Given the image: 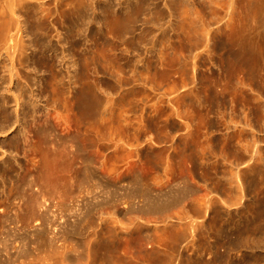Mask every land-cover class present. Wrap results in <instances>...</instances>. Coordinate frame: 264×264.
I'll list each match as a JSON object with an SVG mask.
<instances>
[{"label":"rangeland","instance_id":"1","mask_svg":"<svg viewBox=\"0 0 264 264\" xmlns=\"http://www.w3.org/2000/svg\"><path fill=\"white\" fill-rule=\"evenodd\" d=\"M165 1L158 7L168 12ZM196 1L165 16L163 31L155 27L142 38L140 26L134 36L145 45L122 44L119 25L99 17L106 41L84 40L94 52L84 74L76 55L70 64L58 59L60 70L52 73L35 63L32 49L24 63L29 71L15 62L21 79L37 76L26 86L21 79L9 85L22 92L20 116L29 117L21 122L26 134L16 125L7 132L0 264H207L217 241L229 261L247 254L252 227L245 219L256 196L244 172L252 147L264 152V31L248 30L250 18L225 16L226 4L240 7L237 0ZM208 2L216 14H208ZM28 89L38 100L35 110ZM36 126H51L58 145L43 142ZM26 177L35 188L23 185Z\"/></svg>","mask_w":264,"mask_h":264},{"label":"bare ground","instance_id":"2","mask_svg":"<svg viewBox=\"0 0 264 264\" xmlns=\"http://www.w3.org/2000/svg\"><path fill=\"white\" fill-rule=\"evenodd\" d=\"M5 1L7 2L6 4L0 3V71H1V73H0V138L3 139L2 142H0V184L3 188H4V186H5V188L7 186V179H8L7 171L9 172V169H10L8 166L9 169L7 170V156H5L7 153V150H4L5 148H7V132L10 131L12 126L16 125L17 128L20 129V131L22 133L25 132V134H26V129H25L26 127L24 126L25 128H23V127L21 128V125H22L21 122H23V120H24L23 118L25 117V119H26V117L28 116V115L27 116L23 115L22 117L20 116V110H23L22 103L24 100L23 95L20 94L22 92H20L18 95H15L12 92V89L9 87V85L12 82H14V80L20 81L21 78L19 77V75L21 73L18 74V72H19L18 67L19 68L26 67V66H24V65H26L24 63H26L28 61V58L30 57L27 53L28 49L34 50V51H32V58L34 59L35 63H38L37 64L38 66L49 67L50 71L51 70L53 71L55 69V66L58 65L55 63L58 59H60L58 61L62 62L63 64H65V63L70 64L73 62L72 57L76 55L78 57V60L77 59H75V60L78 61L79 64H82V66L80 68L84 74V72L87 71L86 67H88V63L90 64V62H89L90 58L89 57H91V56L88 57L89 53L91 54L90 50L92 49V52H93V48H92L93 46H91V47H89L90 45L87 46V44H88L87 42H89L88 39L89 38L92 39V42H93L94 41L93 38L97 37L94 39H96V41H100L99 42L100 45L102 44L101 41L104 40L103 39L104 38V35H103L104 27L101 28V26H99L100 25V22L98 21L99 17H102V19H104V20L109 19V20L115 21L119 25V32L122 36V40L124 41L122 44H125V45L129 44V43L130 44H136L137 42H139V43L141 42V41H139L140 39H136V37L134 36L135 31L137 32V30L140 26L141 27L144 26V27L142 29L140 28L141 32L139 31L137 33H139L142 38L148 36L152 32V28L154 29L155 27H158L156 30L160 29L161 31H163L164 29L163 30L161 29L162 28V24H161L162 22L161 21L165 18V16L171 17L177 11V9L182 10V7L184 5H186V6L191 5L192 6V4L196 0H166L169 3L168 10H167L168 12H164L161 8L158 7V1L159 0H4V2ZM202 1H204V0H202ZM237 1L240 4V7L238 6V8H236V6H233V7H235V8H233L231 5L228 6L229 4H226L227 6H225V7L226 8L229 7V9H226L227 11L225 12V16H227L229 18L235 17L236 20L239 19V17H240L241 18L240 22L242 21V18L244 20V17H245V20H246V18H250V21H249L250 23L248 26H246L248 30H252V31L257 30V31H259V33L264 31V2H263V0H237ZM198 2H201V0H198ZM210 3L211 2L205 3L207 5V8H208V14H216L215 13L216 10L213 11L210 9V7H209ZM179 5L182 7H179ZM175 6H178V7H175ZM174 8L176 9L175 12H174ZM185 8H183L184 11L186 10ZM207 8L205 7V9H207ZM187 9L190 10L191 8L187 7ZM189 10H186V11L188 12ZM180 14H181V12H180ZM186 14L187 13H185V15ZM245 20H244V22H245ZM118 25L117 26L115 25V26L118 27ZM60 26L64 29L65 33L63 32L64 33L63 35H62V33L58 32L59 31L58 27H60ZM63 29H61V30H63ZM164 33H165V31L162 34H164ZM135 35L139 36L138 34H135ZM259 35L262 36L261 34H259ZM25 36L30 38L28 40L27 45H26V42L24 40ZM62 36L64 37L63 38L64 44L62 43L63 42ZM162 37H163V35H162ZM79 38L83 39V40H79ZM53 40L54 41L56 40L55 42L57 43V45L60 44L59 46L61 47V54H60L61 56H58L57 51H59V49H58L59 47L58 48L55 47V44H53ZM84 40H86L87 42ZM104 41H106V40H104ZM94 42H93V44H94ZM89 43H91V42H89ZM20 44H22V45L20 46ZM23 44H25V45H23ZM99 44H97V45H99ZM140 44H142V43H140ZM145 44L143 43L142 45H145ZM17 45L20 47H18ZM134 46L135 45H132V48ZM137 47L138 46H136V48ZM134 49H135V47H134ZM124 51H125V49H124ZM136 51H137V49H136ZM16 53H17V55H16ZM33 53H34V55H33ZM59 53H60V51H59ZM94 55H96V54H94ZM125 57H127V56H125ZM4 58L6 60H8L9 64H7V61H5ZM92 59H93V56H92ZM127 59H128V57H127ZM127 59H126V61H127ZM97 60H98V58H97ZM99 61H100V59H99ZM148 61H150V60H148L146 58V63ZM263 61H264V56H263ZM15 62L18 64L17 69L15 66ZM137 62H141V61L137 60ZM92 63H93V61H92ZM100 63H101V61H100ZM135 64L137 65L136 60H135ZM149 64H150V62H149ZM59 65H61V64H59ZM73 66L75 67V65H73ZM76 66H77V64H76ZM59 67L56 69L58 70ZM31 68H33V66H31ZM49 68H48V70H49ZM24 69H27L29 71V69L27 67ZM56 69L54 71H56ZM3 70H7V72H8V78L7 79L3 75V73H4ZM33 70H35V68H33ZM25 71L23 72L24 76H25ZM52 71H51V73H52ZM77 71H78V69H77ZM77 71H76V73H77ZM59 72L57 73V76H59ZM35 73H34V75H32L30 73H26L25 80L21 79V81H23L22 85L26 86L25 82H27L28 79L30 80L34 76L36 77L37 74H35ZM89 73H90V70H89ZM62 74H64V73L61 72L60 75L63 76ZM70 74L71 73H69V76H70ZM97 74L99 75V71H98V73H96V75ZM53 75L55 77L54 73H53ZM73 78H74V76H73ZM82 78H84L83 75H82ZM96 78H99V76L94 77V79H96ZM100 78H102V77H100ZM36 79H33V80L36 81ZM71 80L76 81L75 79L74 80L72 79V76H70L69 81H71ZM7 81H9L8 86H7ZM38 81H40V80H38ZM61 81H63V79ZM64 81H66V80L64 79ZM35 85H36V83H35ZM35 85H31V87L35 86ZM28 91H29L30 96H29V100L28 99H26V100H28L29 104L31 106H33V109L35 110V106L38 103L37 97L32 95V94H34L32 92L33 90L31 91L30 89H28ZM10 96L13 98V102H14V114H15L14 120H12V117L10 116V113H9V108H10L9 100L10 99H8V98H10ZM34 97H36V98H34ZM25 101H24V103H25ZM26 104H27V102H26ZM256 107H259V106H256ZM260 108L259 109L262 110V113H263L262 116L264 119V107L260 106ZM259 109L257 108V111L260 112ZM261 124L262 125H260V126L262 128L261 127H259V128L263 129V131L261 130L263 133L264 132V120H262ZM42 131L46 135V136L44 135L43 142H49V143H53L54 145H58V144H56L59 142V141L57 142V140H56L57 135L56 136L53 135V131L51 129V126L50 127L36 126V128H35L36 133H38V132L40 133ZM27 133H29V130ZM40 135H41V133H40ZM254 136H255V134H254ZM22 138H23V136H22ZM25 139H26V137H25ZM57 139H59V138H57ZM18 141L19 140H17V142ZM14 144L17 145V143H15V142H14ZM257 147L258 146L254 145L252 147V151L250 150L252 152L251 156H250V162L251 163L248 165V167L245 169V172H244L245 176L249 180L250 186L254 187L253 188L254 193L251 192V193H253L252 196L253 195L256 196V198H253V200L248 205L249 213L251 215L248 214L250 217H246V219H245V221L247 222V225L252 227V232L249 233V236L247 237V241H246V246H245V250H247V254L245 253L246 255L244 254L245 256L243 257V259L238 261V262L229 261V259L227 260V257L225 258V256L223 254H220V252H218V248L216 246L218 241L216 242V244H213L211 242L212 244L211 245L209 244L210 245V246L208 245L209 247L206 246V248L208 247L209 250L211 251V255H210L211 258L209 257V260L207 259L208 260L207 264H219V263H226V264H264V253H263V251H264V238L262 237V234L264 233V156H263V158L261 156H260V158H257V155L259 153V150H258L259 147L258 148ZM248 149H251V148L248 147ZM262 149H260V151ZM260 153H263V155H264V152H260ZM237 174L235 173L236 176H237ZM236 181L237 182H234L235 186H236L234 191L237 189V186L240 184L238 179ZM249 184L247 183V185H249ZM23 185L27 186V188H29L28 186L35 188L33 181L29 177H26ZM240 185L242 186V184H240ZM241 186L240 187L238 186L237 191L239 190V188H241ZM21 188H22V186H21ZM241 189H243V186ZM255 190H256V192H255ZM36 191H38V190H36ZM171 191H169V193ZM241 191H243V190H241ZM238 192H240V191H238ZM174 194H176V193H174ZM170 195L173 196V194H170ZM236 196L239 197V194L237 193ZM5 200L7 201V193H6ZM172 200L173 199H171L170 201H172ZM175 200H177V199H175ZM170 201H167V202L169 203ZM236 203L237 202H235V204ZM164 204H166V201L164 202ZM11 205L12 204H10V206ZM238 205H239V203H238ZM238 205H237V207H239L241 204L239 206ZM153 206H155V204H153ZM8 207H9V205H8ZM164 208L165 207H163V209ZM0 210L2 211V213L0 215V226L3 228V230L0 232H1V234H3V231H5L4 228H7V214H8L7 213V202H5L3 204V207ZM12 218L13 217H11V219ZM8 220H9V218H8ZM10 222L12 223L14 221H10ZM184 231H187V230H184ZM190 232H188V233H190ZM182 233H184V232L182 231ZM191 233H190V235H191ZM184 235H187V234H184ZM217 235H218V233H217ZM185 239H186V237H185ZM0 240H1V237H0ZM175 240H177V239H175ZM237 245H238V243H237ZM190 247H192V249H193V246H190ZM208 248H207V250H208ZM193 250H196V249H193ZM199 250L200 249H198V251ZM227 250L229 251V248L226 247L225 252H227ZM198 251L196 250V253ZM192 252H195V251H192ZM203 253H201L202 258H203ZM169 254H171V253H169ZM209 254H208V256H209ZM227 254H228V252H227ZM227 254H225V255H227ZM196 256H195V258L199 257V256H197V257ZM190 259H194V258H190ZM204 259H205V257H204ZM197 260H201V259L197 258ZM185 261H186V259H185ZM187 261H188V259H187ZM202 263L204 264L205 262H202Z\"/></svg>","mask_w":264,"mask_h":264}]
</instances>
